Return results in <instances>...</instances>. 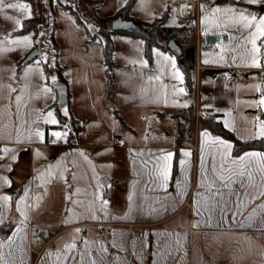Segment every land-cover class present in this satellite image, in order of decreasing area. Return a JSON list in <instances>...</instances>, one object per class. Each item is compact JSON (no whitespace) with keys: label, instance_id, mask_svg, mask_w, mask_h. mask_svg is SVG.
<instances>
[{"label":"rangeland","instance_id":"obj_1","mask_svg":"<svg viewBox=\"0 0 264 264\" xmlns=\"http://www.w3.org/2000/svg\"><path fill=\"white\" fill-rule=\"evenodd\" d=\"M128 1L5 0L28 7L0 10V142L23 140L32 145L16 164L14 176L18 188L32 180L35 188H43V223L56 224L52 231L85 215L75 207V191H88L100 175L112 181L127 162L124 142L148 140L150 135L152 141L169 139L177 131L179 112L186 108L198 107L204 113L201 120L217 110L236 137H261L264 105L258 102L264 98V36L255 27H245L240 17L242 13L256 17L259 26L264 4L248 0L200 4L196 29L187 34L197 48L189 87L176 54L154 46L148 55L144 39L127 30H114L109 37L114 53L112 65L107 63V37L96 17L106 18L107 28L113 29L116 11ZM166 10L168 23L178 24L182 10L178 0H135L127 20L152 21ZM35 12L37 28L19 33ZM207 34L220 40L205 44ZM253 38L259 52L253 51ZM36 47L38 54L24 63ZM254 57L261 67L251 66ZM58 65L69 89L64 105L58 103ZM234 70L251 71L252 77L237 80ZM177 71L182 80L174 75ZM196 117L193 114L187 126L191 130L197 127ZM50 119L57 123L46 122ZM37 131L43 133L42 140ZM52 132H67L68 144L51 143ZM103 184L105 191L113 186ZM207 236L206 242L204 237L196 244L195 264H206L200 254L205 253V244L213 264H264L260 239L253 235L210 232Z\"/></svg>","mask_w":264,"mask_h":264},{"label":"crops","instance_id":"obj_2","mask_svg":"<svg viewBox=\"0 0 264 264\" xmlns=\"http://www.w3.org/2000/svg\"><path fill=\"white\" fill-rule=\"evenodd\" d=\"M182 112L179 116L189 121L169 139L152 141L150 135L148 140L124 142L127 162L118 174L112 181L100 175L88 191H75V207L85 215L55 231L50 227L56 224L43 223V188H35L33 180L18 188L14 176L16 164L32 145L1 141L0 264H195L196 244L204 237L206 242L210 232L248 233L260 239L264 251V149L236 154L234 139L214 133L197 117L195 130L187 129L190 118ZM213 113L223 120L222 112ZM169 153L171 160L161 159ZM165 165L166 183L160 174ZM100 182L113 186L105 191ZM106 195L110 199L104 201ZM84 222L91 223L84 242L74 230L67 235ZM100 222L115 226L101 231ZM131 225L141 229L140 236L131 233ZM206 249L207 244L201 258L213 264Z\"/></svg>","mask_w":264,"mask_h":264},{"label":"trees","instance_id":"obj_3","mask_svg":"<svg viewBox=\"0 0 264 264\" xmlns=\"http://www.w3.org/2000/svg\"><path fill=\"white\" fill-rule=\"evenodd\" d=\"M134 1L135 0H129L124 6L118 9L115 13L116 16L122 17L123 19H130V11L132 9V6L134 5ZM167 17L168 10H166L164 15L156 17L152 21H138L137 27L135 29H129L127 30V32H130L137 36H141L144 39L148 55L151 54V51L154 46H160L165 50H170L167 46V43L171 38H175V40L182 47L184 55L183 61H179V64L186 75L187 84L189 85V87H192L193 79L191 75V70L196 65L197 48L196 41L194 39H188L187 34L194 28V26H186L181 24L171 25L168 23ZM37 22L38 14L35 12L32 17L24 20L23 28L20 29L18 32L26 33L32 29H36ZM96 22L101 32L105 33L107 37V41L104 45V55L107 63L112 65L114 44L111 42V39L109 37L112 35L114 29L107 28L108 22L106 18L97 16ZM45 67L48 72L51 70L50 66L47 65ZM57 70L59 74V83L66 84V78L63 73V67L58 65ZM182 113L189 117L191 121L194 114L193 107L184 109ZM214 114L215 115L212 116L202 117L203 122L206 123L214 133L222 135L226 138L234 139L237 143L234 150L236 154L251 148L264 149V137L245 140L239 139L236 137L234 131L225 125L223 120L220 118V113ZM189 128L192 127H187V129Z\"/></svg>","mask_w":264,"mask_h":264},{"label":"built area","instance_id":"obj_4","mask_svg":"<svg viewBox=\"0 0 264 264\" xmlns=\"http://www.w3.org/2000/svg\"><path fill=\"white\" fill-rule=\"evenodd\" d=\"M215 0H178V3L182 6V10L178 14V24L186 25V26H194V28L191 31H195L196 25H195V19L196 16L198 17L199 14V7L200 4L203 3H211ZM233 76L237 80H246L250 77H252L251 71L246 70H234L232 71ZM194 114L197 116V118L200 117V115H203L204 113L200 111V109L194 108ZM50 142L57 145H67V139L65 137L58 139L57 137L50 136ZM3 153L0 152V157H2ZM90 222H84L81 224L74 225L72 228L75 232L79 233L80 235V241L84 242L88 227L90 226ZM98 226L101 231L109 232L113 229L115 226L113 222H100L98 223ZM130 231L134 236H140L141 235V229L138 227H135L134 225L130 226Z\"/></svg>","mask_w":264,"mask_h":264},{"label":"snow or ice","instance_id":"obj_5","mask_svg":"<svg viewBox=\"0 0 264 264\" xmlns=\"http://www.w3.org/2000/svg\"><path fill=\"white\" fill-rule=\"evenodd\" d=\"M249 3H257V2H260V3H264V0H248ZM9 8V9H27V5L25 4H19V3H16V2H12V3H7L5 4V0H0V10H2L3 8ZM241 21L244 22V26L245 27H248V28H256V32H258L260 35L264 36V18L262 19H259L258 21V25L257 26L254 22L256 21V17H249L248 15H245V14H241V17H240ZM253 36L255 37V33H253ZM25 40L28 39V37H25L24 38ZM252 45H253V51L255 52H259V48L257 47L256 45V40L255 38H253L252 40ZM145 65H146V61L144 62ZM205 63H207V61H205ZM173 66H174V62H173ZM251 66H255V67H261V64L259 63V60L257 58H253V62H252V65ZM176 75L179 79L182 80V76H180V74L178 73V71L174 74ZM180 91L182 92L183 89H180ZM260 105H264V98H262L259 102H258V106ZM49 117H51V113L48 114ZM46 122H50V123H57V121L55 119H50L49 121H46ZM52 136L54 137H57L58 139L60 138H63L67 135V132H64V133H61V132H52L51 133ZM205 135H207L205 133ZM259 135L261 137H264V123H261L260 125V129H259ZM37 136L42 140L43 139V133L40 132V131H37ZM220 143H224L223 141H221ZM228 149L231 148V145L230 144H226L225 145ZM185 155H189V153H185ZM246 156H260L261 154L259 153H246L245 154ZM172 158V154L169 153L167 156H164L162 157L161 159L165 160V161H168V160H171ZM244 157H240V159H243ZM168 166L165 165L164 168L161 169V177L163 179V181L166 183L167 182V179H168ZM3 199L5 200H8L10 199V197H3ZM252 218L250 217L249 218V221H251ZM261 224L264 225V218H262L261 220ZM251 226V224H250Z\"/></svg>","mask_w":264,"mask_h":264},{"label":"water","instance_id":"obj_6","mask_svg":"<svg viewBox=\"0 0 264 264\" xmlns=\"http://www.w3.org/2000/svg\"><path fill=\"white\" fill-rule=\"evenodd\" d=\"M138 25V22L135 23L131 20L123 19L122 17H118L112 21V27L114 30H129V29H135ZM220 37L215 34H207L205 36V42L206 44H214L216 41H218ZM168 48L170 51H172L174 54L177 55L179 61H183L184 55L182 47L179 45V43L175 40V38H171L167 43ZM38 54V48L36 47L30 55L25 59L24 63H27L31 61L36 55ZM57 93H58V103L60 105L67 104L69 102V89L67 84L65 83H59L56 86ZM189 119L180 115L178 126L179 128H184L186 124L188 123ZM104 183H106V179L103 180ZM45 236H48V231H45ZM127 259L130 258V255H126Z\"/></svg>","mask_w":264,"mask_h":264}]
</instances>
